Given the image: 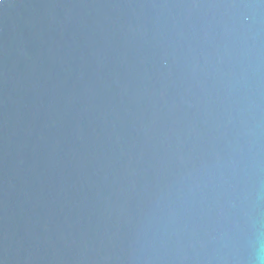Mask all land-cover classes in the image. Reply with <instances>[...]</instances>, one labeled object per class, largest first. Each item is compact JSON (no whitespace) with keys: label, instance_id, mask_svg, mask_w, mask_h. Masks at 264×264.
I'll use <instances>...</instances> for the list:
<instances>
[{"label":"water","instance_id":"obj_1","mask_svg":"<svg viewBox=\"0 0 264 264\" xmlns=\"http://www.w3.org/2000/svg\"><path fill=\"white\" fill-rule=\"evenodd\" d=\"M0 264H264V0H0Z\"/></svg>","mask_w":264,"mask_h":264}]
</instances>
